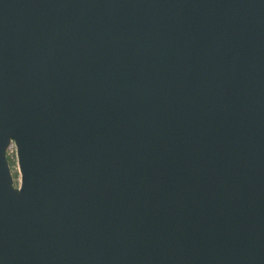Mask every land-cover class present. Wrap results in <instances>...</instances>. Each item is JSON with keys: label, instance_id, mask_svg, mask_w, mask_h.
I'll return each instance as SVG.
<instances>
[{"label": "water", "instance_id": "95a60500", "mask_svg": "<svg viewBox=\"0 0 264 264\" xmlns=\"http://www.w3.org/2000/svg\"><path fill=\"white\" fill-rule=\"evenodd\" d=\"M0 264H264V0H0Z\"/></svg>", "mask_w": 264, "mask_h": 264}, {"label": "rangeland", "instance_id": "374dc122", "mask_svg": "<svg viewBox=\"0 0 264 264\" xmlns=\"http://www.w3.org/2000/svg\"><path fill=\"white\" fill-rule=\"evenodd\" d=\"M8 159L10 162V166L12 169V174L14 176L15 179V184L18 185L19 184V179H20V172H19V168H18V161H17V157H16V152H9L8 153Z\"/></svg>", "mask_w": 264, "mask_h": 264}, {"label": "built area", "instance_id": "2783aa9c", "mask_svg": "<svg viewBox=\"0 0 264 264\" xmlns=\"http://www.w3.org/2000/svg\"><path fill=\"white\" fill-rule=\"evenodd\" d=\"M9 152H14V153L16 152V146H15V144H11L8 153Z\"/></svg>", "mask_w": 264, "mask_h": 264}]
</instances>
